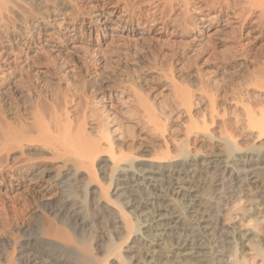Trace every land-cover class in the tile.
<instances>
[{"label": "bare ground", "instance_id": "6f19581e", "mask_svg": "<svg viewBox=\"0 0 264 264\" xmlns=\"http://www.w3.org/2000/svg\"><path fill=\"white\" fill-rule=\"evenodd\" d=\"M262 2L41 0L33 7L23 0H0V28L9 33L0 40H10L16 25L25 30L15 57L43 54L54 67L44 75L62 77L55 72L60 66L63 77L70 71L80 78L75 95L65 98L45 125L42 106L31 105L36 110L29 125L41 127L38 133L30 132V114L15 101L32 94L39 99L36 83L10 82L15 88H9V108L7 100H0L1 219L3 200L34 195L38 205L22 207L43 230L40 239L23 229L0 237V246L8 249L0 264H241L236 250L247 247L242 235L247 243L253 240L221 220L244 197L251 198L250 219L264 220V180H259L264 176V62L235 81L230 98L210 88L197 67L188 73L190 87H182L176 77L182 71L170 62L174 57L164 60L161 46L152 52L157 58L152 61L164 57L169 64L144 59L156 88L142 78L137 86L125 70L116 76L108 66L110 55L127 52L137 40L158 44L179 37L200 47L237 23L242 29L251 16L254 28L264 31ZM40 19L50 22L36 26ZM65 52L76 60L56 64L52 58ZM16 59L0 57L1 89ZM88 85L97 86L98 100L91 101Z\"/></svg>", "mask_w": 264, "mask_h": 264}, {"label": "rangeland", "instance_id": "374dc122", "mask_svg": "<svg viewBox=\"0 0 264 264\" xmlns=\"http://www.w3.org/2000/svg\"><path fill=\"white\" fill-rule=\"evenodd\" d=\"M25 3H29L30 5H34L33 7L37 6L41 0H23ZM32 3V4H31ZM263 4V8H264V2H262ZM50 11H52L53 9L50 7L49 8ZM66 11H68V9L66 8L65 9ZM64 10V11H65ZM250 18V19H249ZM248 20H247V25H244V27H242L241 29V25L239 26L237 23L233 26H231L232 28H230L227 32L226 31H223L224 35L222 34V32L217 35L216 33L213 34V36H211L210 39H208L204 44H202L200 47L199 46H194L193 44L191 45V43H189L187 41V39H183V38H176L173 40V42H161V43H146V42H143V41H140V40H137V44L136 42H132L130 45H128L126 48L128 49L127 52H125L124 50L122 51H118L114 54H112V56L110 55L109 57L110 60H109V66H108V69L110 71H114V74L116 73V76L118 74V76H122V72L124 71L125 75H127L128 77H134V82L137 84V86H139V81H141L142 79H147L146 81H150L148 83H150V87L152 86H155V87H152V88H156V81H152L151 80H154V79H151L152 76L149 74V66L147 67V62L149 60H151V63H157L158 65L162 64L164 65V63H167L169 64L170 62L175 65L173 66L176 71L179 69L180 71H182L181 73L178 71L176 72V77H177V81L179 82V84L182 83V87H190V84L192 83L191 82V79L189 80V76H188V73L190 74L192 71H193V68H196L201 70V72L204 74L203 76H205V80L207 82H209V84L211 85L210 88L213 86L215 87V89L217 88H220V89H217L218 92H220L223 97L224 95L229 97L231 96V94L235 93V87L237 86L238 84V81L240 83V81H242V77L244 75H247L248 72H252L253 68L255 69L256 67L260 66L259 64L263 63L264 62V31H260V30H256L255 27V23L252 22L254 21L255 17L251 16L249 17ZM44 20V21H43ZM48 20V21H47ZM256 20V19H255ZM50 22L49 19H40L37 21L36 23V26L37 25H48ZM249 22V23H248ZM252 22V24H251ZM48 23V24H47ZM250 27H249V25ZM34 25H35V22H34ZM253 27V29H252ZM237 28V29H236ZM241 30H240V29ZM19 29V31H18ZM236 29V30H235ZM233 30V31H232ZM252 30V31H251ZM0 37L1 35H5L6 36V33H8L7 31L4 33V29H1L0 28ZM18 31V32H17ZM25 30L23 29V27L19 26L18 25V28H17V25H16V29L15 31H13L14 33H10V40H8L7 42L6 41V38H1L0 40V51H2V53H0V57L2 58H6V59H9V61H11L13 58H17L16 62H10L9 63V66H10V74H9V84L11 83H15L18 81H25L24 83L26 84L28 81L30 83H36L34 84V87L37 88V91H39L40 93V98L39 99H36L34 97H36L34 94L33 97L30 95V99L29 97H24L23 100L21 99H18V100H15L21 109H23V113L27 114V116L30 114V116H28L29 118L26 117V121H29L31 120V116L32 114H35L34 110L36 109H32L33 107L31 105L33 104H37V108H40V106H42V108L39 110V113L43 112L44 115L47 117H45L44 115L42 116L41 113V118L43 119L42 121L44 122L43 124L45 125V121L46 122H49V119H51V117H54L52 114H58L59 113V108L61 107L60 105H62V102L65 98L68 97V99L71 97V95H75V91L78 90L79 88V85H80V78L76 77L74 73L71 74V72L69 71L68 73H66L63 77V72L64 71L62 68L57 67L56 71L55 72H59V73H62V77H58V76H55V74H48V73H45L44 75V72L47 71L46 69H49L52 68L53 66L50 65V62L49 61H52L51 58H49L50 60H47L46 56L43 55V54H39L37 55V53L35 54L34 52H30L28 55H24V54H20L18 57H15L16 55H14V53H18L19 51L17 50L18 48H20V43L22 42V38L19 36V34L21 32H24ZM237 31V32H236ZM239 31V32H238ZM248 32V33H247ZM25 33V32H24ZM218 33V32H217ZM234 33V34H233ZM261 33V34H260ZM9 34V33H8ZM22 34V33H21ZM28 34V33H26ZM241 34V35H240ZM3 35V36H4ZM18 35V37H17ZM36 34L32 35V36H35ZM214 35H217L219 37V39L217 38V36H214ZM232 35V36H231ZM247 35V36H246ZM258 35V36H257ZM26 36V35H25ZM223 36V37H222ZM228 36V38H227ZM231 36V37H230ZM236 36V37H234ZM243 36V37H242ZM255 36V37H254ZM261 36V37H260ZM16 37L19 39H16ZM27 38L30 37V35H27L26 36ZM242 37V38H241ZM258 37V38H257ZM235 38V39H233ZM241 38V39H240ZM249 38V39H248ZM212 39V40H211ZM216 39V40H215ZM218 39V40H217ZM224 39V40H223ZM231 39V40H230ZM12 40V41H11ZM181 40V41H180ZM184 42H183V41ZM222 40V41H221ZM4 41V43H3ZM175 41V42H174ZM188 42V43H185V42ZM213 41V42H211ZM183 42V44H181ZM209 42V43H208ZM210 42H211V45H210ZM219 42V43H218ZM222 42V43H221ZM165 43V44H164ZM174 43V44H173ZM133 44V45H132ZM143 44V45H142ZM153 46H152V45ZM167 44V45H166ZM179 44V45H178ZM206 44V45H205ZM209 44V45H208ZM213 44V45H212ZM220 44V45H219ZM223 44V45H222ZM225 44V45H224ZM234 44V45H233ZM146 45V46H145ZM163 45V46H162ZM169 45V46H168ZM182 45V46H181ZM243 45V46H242ZM150 46L151 49H148V47ZM161 46L162 47V53L166 54L167 56H164L166 59H164L165 61H167L168 59H172V57H174L173 61H175V63L172 62V60H168L170 62H165L163 60V58H159L158 59V62L157 61H152V60H156L157 58H155V56H153L152 52L158 50L157 52H159L160 50L158 49V47ZM174 46V47H173ZM215 46V47H214ZM242 46V47H241ZM18 47V48H17ZM138 47V48H137ZM143 47V48H142ZM160 47V48H161ZM192 47V48H191ZM198 47V49H196ZM212 47V48H211ZM228 47V48H226ZM131 48V49H130ZM164 48V49H163ZM190 48V49H189ZM194 48V49H193ZM203 48L205 51H203ZM227 50H226V49ZM233 48V50H232ZM243 48V49H242ZM2 49V50H1ZM130 49V50H129ZM136 49V51H135ZM141 49V50H140ZM145 49V50H144ZM202 49V51H201ZM219 49V51H218ZM223 49V50H221ZM11 50V51H10ZM149 50V51H148ZM165 50L167 52V50L170 52V53H165ZM213 50V51H212ZM221 50V51H220ZM225 50V51H224ZM236 50V51H235ZM18 51V52H17ZM135 51V52H134ZM179 51V52H178ZM198 51V52H197ZM200 51V52H199ZM224 51V52H223ZM13 52V53H12ZM153 52V53H154ZM197 52V53H196ZM212 52V53H211ZM242 52V53H241ZM65 52V54L63 55V57L61 56H58L59 58H52L54 60V62L56 64H59L62 62V60H69L68 58L70 57H73L75 60V54H70L72 52ZM171 53L173 55H171ZM236 53V54H234ZM2 54V55H1ZM124 54V55H123ZM130 54V55H129ZM135 54V55H134ZM139 54V55H138ZM142 54V55H141ZM151 54V55H150ZM176 56H175V55ZM214 54V55H213ZM218 54V55H217ZM222 54V55H221ZM23 55V57H22ZM43 55V58L41 57ZM122 55V56H121ZM203 55V56H202ZM206 55V56H205ZM262 55V56H261ZM14 56V57H13ZM28 58H27V57ZM189 56V57H188ZM245 56V57H244ZM21 57V58H20ZM30 57V58H29ZM36 57V58H35ZM38 57V58H37ZM152 57V59H151ZM194 57V58H193ZM210 57V58H209ZM218 57V58H217ZM230 57V58H229ZM235 57V58H234ZM236 57H239V58H236ZM244 57V58H243ZM27 58V59H26ZM122 58V59H121ZM127 58L128 60L126 61ZM132 58V59H131ZM155 58V59H154ZM232 58V59H231ZM11 59V60H10ZM25 61H24V60ZM144 59L146 60L144 61ZM162 59V62L159 63V61ZM181 59V60H180ZM197 59V60H195ZM218 61H217V60ZM223 59V60H222ZM229 59V60H228ZM259 59V60H258ZM28 60V61H27ZM73 60V59H72ZM115 60V61H114ZM117 60V62H116ZM122 62H120V61ZM177 60V61H176ZM210 60V61H209ZM220 60V61H219ZM222 60V61H221ZM233 60V61H232ZM251 60V61H250ZM256 60V61H255ZM258 60V61H257ZM20 61V62H19ZM24 61V62H23ZM27 61V62H26ZM46 61V62H44ZM74 61V60H73ZM124 61V62H123ZM126 61V62H125ZM132 61V62H131ZM136 61V62H134ZM164 61V62H163ZM186 61V62H184ZM197 61V62H196ZM225 61V62H224ZM261 61V62H260ZM22 62V63H21ZM26 62V63H25ZM29 62V63H28ZM44 62V63H43ZM59 62V63H58ZM77 62V61H76ZM129 62V63H128ZM146 62V63H145ZM185 64H184V63ZM254 62V63H253ZM19 63V64H18ZM42 63V64H41ZM47 63V64H46ZM132 63V64H131ZM141 63V64H140ZM180 63V64H179ZM258 66H257V64ZM17 64V65H16ZM24 64V65H23ZM28 64V65H27ZM72 64V63H71ZM130 64V65H129ZM146 64V65H144ZM192 64V65H191ZM203 64V65H202ZM217 64V65H216ZM244 64V65H243ZM22 65V66H21ZM112 65V66H111ZM117 65V66H116ZM133 65V66H132ZM136 65V66H135ZM181 65V67H180ZM184 65V66H183ZM222 65V66H221ZM14 66V67H13ZM31 66V67H30ZM147 68H146V67ZM186 66V67H185ZM256 66V67H255ZM17 67V68H16ZM49 67V68H48ZM118 67V68H117ZM134 67V68H133ZM140 67V68H139ZM199 67V68H198ZM207 67V68H206ZM23 68V69H22ZM28 68V69H27ZM54 68V67H53ZM56 68V67H55ZM115 68V69H114ZM117 68V69H116ZM120 68V69H119ZM122 68V70H121ZM130 68V69H129ZM14 69V70H13ZM18 69V70H17ZM107 69V70H108ZM139 69V70H138ZM140 69H142L140 71ZM148 69V70H147ZM191 69V70H190ZM240 69V70H239ZM43 72H41V71ZM108 70V71H109ZM116 70V72H115ZM120 70L122 72H120ZM137 70V71H135ZM248 70V71H247ZM13 71V72H12ZM38 71V72H37ZM130 74H128L129 72ZM134 73H137V74H134ZM139 71L141 72L139 74ZM184 71V72H183ZM210 71V72H209ZM214 71V72H213ZM40 72V73H39ZM148 72V73H147ZM217 72V74H215ZM65 73V72H64ZM121 73V74H120ZM127 73V74H126ZM134 76H133V74ZM183 73V74H182ZM228 73V74H227ZM241 73V74H239ZM120 74V75H119ZM146 76H145V75ZM148 74V76H147ZM185 74V75H184ZM237 74V75H236ZM244 74V75H243ZM222 75V76H221ZM226 75V76H224ZM60 76V75H59ZM68 76V77H67ZM124 76V74H123ZM136 76V77H135ZM139 76V77H137ZM146 77V78H143V77ZM150 76V77H149ZM212 76V77H211ZM235 76V77H234ZM28 77V78H27ZM58 77V78H57ZM186 77V78H185ZM231 77V78H230ZM234 77V78H233ZM239 77V78H237ZM61 78V79H60ZM137 78V79H136ZM142 78V79H141ZM39 79V80H38ZM42 79V80H41ZM60 79V80H59ZM79 79V80H78ZM141 79V80H140ZM150 79V80H148ZM184 79V80H183ZM227 79V80H226ZM12 80V81H11ZM49 80V81H48ZM59 80V81H58ZM210 80V81H209ZM41 81V82H40ZM185 81V82H184ZM227 81V82H226ZM237 84H236V82ZM11 82V83H10ZM53 82V83H52ZM155 82V83H154ZM190 82V83H189ZM51 84L49 86V84ZM153 83V84H152ZM215 83V84H214ZM19 84V83H18ZM60 84V85H59ZM74 84V85H73ZM214 84V85H213ZM8 85L6 84L4 86L3 89H1V86H0V92H4L3 94H1V97H0V100L1 99H4L5 100H9L8 98H10L11 100L10 101H13L12 100V97H11V90L9 89L10 87L11 88H15L12 87V85ZM42 85V86H41ZM76 85V87H75ZM185 85V86H184ZM72 88H71V87ZM99 86V85H98ZM229 86H231L229 88ZM234 86V87H233ZM8 87V88H7ZM19 88V90H23L21 86H17ZM88 88L85 87L86 89V93L89 95V98L91 99V101H95V100H98L95 98V96H97V93L99 91H95L97 90V86H91V85H88L87 86ZM95 89H94V88ZM50 88V89H49ZM54 88V89H53ZM67 88V89H66ZM74 88V89H73ZM77 88V89H76ZM229 88V89H228ZM232 88V89H231ZM5 89V90H4ZM42 89V90H41ZM61 91H60V90ZM69 89V90H68ZM76 89V90H75ZM51 92H50V91ZM72 90V91H71ZM92 90H94V93L92 92ZM220 90V91H219ZM41 91V92H40ZM70 91V92H69ZM159 91V90H157ZM68 92L70 93V95H68ZM231 92V93H230ZM9 93V94H8ZM42 93V94H41ZM64 93V94H63ZM53 94H54V97H53ZM67 95V96H66ZM43 96V98H42ZM57 96V97H56ZM62 96V97H61ZM27 98V100L25 99ZM32 98V99H31ZM33 98H34V101H38V103L40 102H43V103H35L33 101ZM36 99V100H35ZM43 99V100H42ZM56 99H57V102H56ZM62 99V100H61ZM95 99V100H93ZM26 100V101H25ZM42 100V101H41ZM52 100V101H51ZM3 101V100H2ZM4 101L2 103H4ZM5 101V104L4 106L6 108H9L8 106V103H11L10 101ZM59 101V102H58ZM30 102V104H28ZM34 102V103H33ZM27 103V104H26ZM61 103V104H60ZM95 103V102H94ZM25 104V105H24ZM28 105V106H27ZM53 105L55 107H53ZM8 106V107H7ZM31 108H30V107ZM52 106V107H51ZM47 108V109H46ZM31 109L33 111H31ZM53 109V110H52ZM57 109V110H56ZM45 110V112L43 111ZM28 111V112H27ZM51 111L53 113H51ZM58 111V112H57ZM33 112V113H31ZM47 112V113H46ZM46 113V114H45ZM51 116H50V115ZM56 114V115H57ZM34 116V115H33ZM32 116V117H33ZM50 117V118H49ZM56 117V116H55ZM54 117V118H55ZM8 118L12 119V116L9 114L8 115ZM46 119V120H45ZM73 121H74V117H72ZM34 120H31L28 122H26V124L28 125V127L31 128V126L29 124H31ZM75 122H76V119H75ZM74 122V123H75ZM34 124V122H33ZM32 124V125H33ZM35 126H39L38 124H35ZM29 128V130H30ZM35 127L32 126L30 132L32 133H36L37 131L40 132L39 130L41 129L38 128V129H34ZM44 128V126H43ZM33 129V130H32ZM35 130V131H34ZM42 130V129H41ZM37 132V133H38ZM31 133V134H32ZM35 135V134H34ZM37 135V134H36ZM264 141V138L262 139ZM264 176H260L259 180L263 181ZM262 178V179H261ZM251 198H243L242 201L233 206L232 207V210L234 211H230L229 213H226V215L222 218L221 222L223 225L225 226H233L236 233L238 234H250V236H248V239L250 240H253L250 243H247V241H245V238H243V235H242V242L244 241L245 245L247 246L244 251L243 250H236V253L239 255L238 256V261L241 262V264H264V220L262 218L259 217V220L257 221H252L250 219V216L248 212H251L248 211L249 209H251V205L250 203H247L248 200H250ZM37 201H39L34 195L33 196H29V197H26L24 200L23 198H19V199H16V196L12 199V201H7V200H3V203L4 206L6 207L5 210H4V213H5V217L3 218V220L1 219L2 216H4L2 214V212L0 213V221L2 220V224H0V237H9V233H12L14 230H19V229H23V230H26L27 231V234L28 235H32L33 237H35L36 239H40V237H42V228L40 229L38 224L36 226L35 223H33V220L32 218L30 217V215L27 213L28 210H25L23 207H22V204L24 205V203L27 204L28 208L31 209V208H35L36 205H38ZM11 203H14V205H11ZM234 208V209H233ZM21 210H25L24 212H22ZM247 211V212H246ZM254 213L257 212V210L253 211ZM252 212V213H253ZM20 214L23 215L22 218H20ZM232 218V219H231ZM36 227H35V226ZM95 231H99L100 229L96 226H94L93 228ZM102 229H103V226H102ZM2 246H0V255L1 257H5V254L6 252L8 251V249H4L3 247L1 248ZM258 248L260 251H259V254H255V252L257 251L258 252ZM256 249V250H255ZM255 250V251H254ZM243 251V253H242ZM258 255V256H256Z\"/></svg>", "mask_w": 264, "mask_h": 264}]
</instances>
